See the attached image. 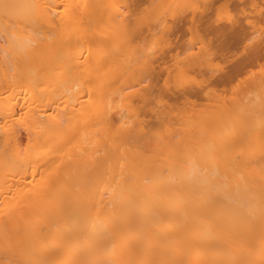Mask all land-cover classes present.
Listing matches in <instances>:
<instances>
[{
	"label": "bare ground",
	"instance_id": "obj_1",
	"mask_svg": "<svg viewBox=\"0 0 264 264\" xmlns=\"http://www.w3.org/2000/svg\"><path fill=\"white\" fill-rule=\"evenodd\" d=\"M238 1L225 52L216 0H0V264H264V0Z\"/></svg>",
	"mask_w": 264,
	"mask_h": 264
},
{
	"label": "snow or ice",
	"instance_id": "obj_2",
	"mask_svg": "<svg viewBox=\"0 0 264 264\" xmlns=\"http://www.w3.org/2000/svg\"><path fill=\"white\" fill-rule=\"evenodd\" d=\"M10 7H12V6L4 5L5 9H8ZM114 7H117V10H119L118 6H114ZM205 10L206 11H211L213 13V15L215 17V22L219 25V27L216 29V35L213 37V39L219 40L222 43L227 42V40L229 39V35H228L227 26L224 25L221 22L227 21V25H234V24L237 23V21H239L241 24L243 23V20L240 19V16H238L234 12L232 6L230 4H228V3L221 2V0H216V2L213 3L212 5L205 6ZM127 14L128 13L125 12V15H127ZM261 15H262V17H264V9H262ZM244 18L247 19V16H245ZM193 22L195 23V17L193 18ZM221 27L224 28V31H220ZM10 39L14 43L20 41V37L17 36L16 33H15V28H13V34L10 37ZM127 39L128 40L132 39L131 33H129L127 35ZM153 47L155 48V45H153ZM202 47H205L206 51L210 52V49H208L206 45H203ZM149 51L154 55V52L151 49ZM205 58H206L208 64L211 65L212 56L208 55ZM145 63L147 64V61H145ZM140 83H141L142 86L144 85V81L143 80H141ZM166 86L171 88L173 85L171 84L170 81H166ZM175 87L181 88V89L187 88V87H199L201 89H204V88L211 89V83H209L206 80H200V79L196 78L194 75H192V76H190L187 79L179 81L175 85ZM139 98L144 100V103H143L142 107H147L150 101H155L157 99L156 97H150L146 93H142ZM159 99L161 101H163L162 97H160ZM153 107L155 108V103H153Z\"/></svg>",
	"mask_w": 264,
	"mask_h": 264
},
{
	"label": "rangeland",
	"instance_id": "obj_3",
	"mask_svg": "<svg viewBox=\"0 0 264 264\" xmlns=\"http://www.w3.org/2000/svg\"><path fill=\"white\" fill-rule=\"evenodd\" d=\"M231 1H234V0H231ZM235 1H237L236 3L239 2L238 0H235ZM231 3H234V2H231ZM234 4H235V3H234ZM232 5H233V4H232ZM233 6H236V4L233 5ZM237 25H239V24H237ZM181 27H182L181 23L178 24V26L175 27V31H178V30H179V31H178L179 33H181L182 30L184 31V28H183V27L181 28ZM236 27H237V26H235V30H236L237 28H240V26L237 27V28H236ZM176 28H177V29H176ZM178 28H180V29H178ZM235 30H230V31H228L229 33L232 34V37H231V38L235 37V34H234V33H235ZM232 31H234V33H232ZM179 33H178V35H179V37H180V34H179ZM231 34H229V36H231ZM178 35H177V36H178ZM181 35H182V33H181ZM179 37H178V38H179ZM235 40H237L236 37H235V39L233 38V40L229 38V41L227 40V42H228L227 44H225V43H221V42H220L221 45H219L220 43H219L218 41H217L216 43H217V45H219V46H222V47H224V48L226 47V51H225V52H228V51L230 50V48L233 50V48H234L233 46H235V44L233 45V43H234ZM218 43H219V44H218ZM231 43H232V44H231ZM235 43H237V41H236ZM223 44H225V45H223ZM230 44L233 45V46H232L233 48L230 47V46H231ZM227 46H229L230 48H228ZM227 48H228L229 50H228ZM227 50H228V51H227ZM230 51H231V50H230ZM244 55H245V54H244ZM247 55H248V54H246L245 58L247 57ZM240 57H243V56L240 54V56L238 55L237 57H235V59H233V60L227 65L228 68H229V67H231V68H229V69H228V68L225 69V70L223 71V75H222V73H221V75L218 76L219 79L216 78V79H218L217 82H218V85H219V86L217 85V87H219V88H220V87L223 88V87H225V86L228 85V84L226 83V80H228V79H227V78H228L227 76L231 74L230 71H232V73H233V69H234V70L237 69V72H238V73L235 72V75H234V74H232V75H234V78H236V76H237V78H239V77H238V76L240 75L239 73L241 72V69H243L244 65L246 64V63H245V64H242V65H241V62H242V61L244 62V61L247 59V58H246V59L242 60L243 58H240ZM236 59H238L239 61L237 60V61H238V62H237ZM240 59H241V60H240ZM234 62H236V63H234ZM232 65H235V66H237L238 68H240V67H241V68H240V70H238V68H236L235 66H232ZM247 66L249 67V65H247ZM247 66H246V67H247ZM234 67H235L236 69H235ZM246 67H245V69L248 70L249 68L247 67V68H248V69H247ZM250 67H251V66H250ZM245 69H243V71H244ZM228 70H230V71H228ZM246 70H245V71H246ZM225 71H228V72H230V73H228V74H224ZM239 71H240V72H239ZM243 71H242V72H243ZM155 72H156V71H155ZM242 72H241V73H242ZM225 73H226V72H225ZM236 73H237L238 75H237ZM155 74H156V73H155ZM218 74H219V73H218ZM154 77H155V76H154ZM154 77H153V79L156 80V78H157V74H156V78H154ZM216 77H217V75H216ZM223 77H224V78H223ZM231 77L233 78V76H231ZM224 79H226V80H225V83L223 84ZM229 80H230V79H229ZM214 81H215V79H214ZM217 82H216V83L214 82V83L217 84ZM220 85H221V86H220ZM223 85H224V86H223ZM215 87H216V86H215ZM219 88H218V89H219ZM225 88H226V87H225ZM219 90H220V89H219Z\"/></svg>",
	"mask_w": 264,
	"mask_h": 264
}]
</instances>
